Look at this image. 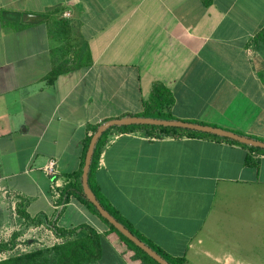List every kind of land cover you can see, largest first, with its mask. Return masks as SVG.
I'll return each mask as SVG.
<instances>
[{
    "label": "crops",
    "instance_id": "crops-1",
    "mask_svg": "<svg viewBox=\"0 0 264 264\" xmlns=\"http://www.w3.org/2000/svg\"><path fill=\"white\" fill-rule=\"evenodd\" d=\"M263 31L264 0H0V164L29 149L23 161L6 155L19 170L0 168L1 233L39 248L62 241L53 224L88 225L105 236L104 264H142L79 196L88 126L137 117L158 82L174 95L173 120L264 142ZM92 181L145 243L183 264H264L262 153L114 130ZM66 189L78 190L61 199Z\"/></svg>",
    "mask_w": 264,
    "mask_h": 264
},
{
    "label": "trees",
    "instance_id": "trees-1",
    "mask_svg": "<svg viewBox=\"0 0 264 264\" xmlns=\"http://www.w3.org/2000/svg\"><path fill=\"white\" fill-rule=\"evenodd\" d=\"M204 4L209 6L212 0H203ZM262 40H264V31L261 34ZM63 72L62 69L55 67L51 73L48 74L50 81H53ZM175 102L173 93L164 88L160 83H155L153 85V90L151 97L148 100L143 102V111L136 114L137 117L143 118H155L161 120H173L171 115V108ZM99 125L88 126V132L86 134L84 142V157L85 160L86 153L90 144V141L93 135L96 133ZM118 131L121 133H129L133 131H144L146 135L150 137H164V136H185V135H195L200 137L220 139L234 144L245 146L254 152L264 154V149L248 146L241 144L239 142L233 141L229 138L219 137L210 133H203L199 131L181 129L176 127H165L157 125H132V126H121V127H112L108 129L99 139L96 144L91 167L89 171V185L93 192L95 193L97 199L109 211L119 222L125 225L130 229L138 238L139 237L135 231H133L128 223L120 218L119 214L116 211H112L104 199L100 196L97 189L93 185V177L99 166V159L101 157L103 148L105 147L108 139V135L112 131ZM251 160L249 159V162ZM83 166L80 169V172L77 174V177L80 178L83 173ZM78 189H66L65 193L62 191L61 199L65 194L70 195L71 191H77ZM79 196L82 201L91 208V210L106 224L111 233H115L120 240H122L133 252L132 258L139 260L142 264H159L153 258H151L146 252L136 246L132 241L125 237L119 230H117L113 225H111L105 218L101 216L97 208L90 202L84 195L83 185L80 182L79 184ZM53 229L55 235L62 241L56 243L52 246H45L42 248H36L31 251H24L17 253L15 255L9 256L8 258H0V264H104L105 262H110L113 257H106L104 255V250L106 248V239L105 236L99 234L95 228L88 225H82L80 228L76 229H63L57 227L55 224L50 226ZM21 236V233H14L8 241H3L0 243V257L2 253L6 251H13L16 247V240ZM144 241V240H143ZM148 244L161 256H163L171 264H183L185 258H173L169 257L156 247ZM116 258V257H115Z\"/></svg>",
    "mask_w": 264,
    "mask_h": 264
},
{
    "label": "water",
    "instance_id": "water-1",
    "mask_svg": "<svg viewBox=\"0 0 264 264\" xmlns=\"http://www.w3.org/2000/svg\"><path fill=\"white\" fill-rule=\"evenodd\" d=\"M157 125L165 127H176L181 129H189L194 131H199L203 133H210L219 137L229 138L233 141L245 144L248 146L262 148L264 149V142L255 140L250 137L242 136L231 131L223 130L220 128L206 126L201 124L189 123L179 120H161L155 118H143V117H124L120 119L109 120L99 126L96 133L93 135L87 153L85 157V162L83 166L82 173V185L83 191L86 198L93 203L97 208L98 212L103 218H105L111 225H113L117 230H119L125 237L132 241L136 246L146 252L151 258H153L159 264H171L158 252H156L152 247L146 244L143 240L138 238L130 229L119 222L97 199L95 193L89 185V171L91 167V162L94 154L96 144L98 143L101 136L112 127L121 126H132V125Z\"/></svg>",
    "mask_w": 264,
    "mask_h": 264
},
{
    "label": "rangeland",
    "instance_id": "rangeland-1",
    "mask_svg": "<svg viewBox=\"0 0 264 264\" xmlns=\"http://www.w3.org/2000/svg\"><path fill=\"white\" fill-rule=\"evenodd\" d=\"M12 94L13 93L9 94L7 96V99H9L8 100L9 103L12 102L13 103V107H15V106L18 105V102H17V100H14L16 97H14ZM18 147L17 148H13L11 150H7V152H5L3 154L4 156L2 158H4V159H1V160L3 162H5V164H0V168H2V170L4 172L6 170L7 171L8 170L10 171V170H13V169L14 170H19L22 167V165L20 163H18L16 165H8V164H6V160L8 161L10 159V158L9 159H6L8 157V156L6 157V155H11V154L13 155V157H17V158H19V160L22 159V161H23V159L25 158V155L27 154V152L29 151V149H28L27 146L25 148H20L19 147L20 149ZM6 185L8 186L9 183H6ZM5 202L6 201H4L3 198L0 195V205L3 204L4 207H6V204H9V202L8 203L7 202L5 203ZM12 223H13V226H16V224L13 221L10 222V224H12ZM13 232L14 233H18L16 231V229L13 230V229H10V228L8 230L5 229L4 232L1 233V229H0V243L3 242V241L9 240L11 238V236L13 235ZM18 244H19V242L16 240V244H15L16 247H15V249L13 251H6V252L2 253V255H1L0 258L5 259V258H8L9 256L15 255L17 253L24 252V251H31V250H33L35 248L34 246L31 247L26 242L22 244V247H19ZM36 248H38V247H36ZM39 248H42V247H39Z\"/></svg>",
    "mask_w": 264,
    "mask_h": 264
},
{
    "label": "built area",
    "instance_id": "built-area-1",
    "mask_svg": "<svg viewBox=\"0 0 264 264\" xmlns=\"http://www.w3.org/2000/svg\"><path fill=\"white\" fill-rule=\"evenodd\" d=\"M44 171L49 176H54L57 173V164L54 160H50L44 167Z\"/></svg>",
    "mask_w": 264,
    "mask_h": 264
}]
</instances>
